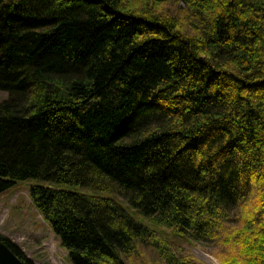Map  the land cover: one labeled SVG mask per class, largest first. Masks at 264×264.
Listing matches in <instances>:
<instances>
[{"label": "trees", "instance_id": "16d2710c", "mask_svg": "<svg viewBox=\"0 0 264 264\" xmlns=\"http://www.w3.org/2000/svg\"><path fill=\"white\" fill-rule=\"evenodd\" d=\"M0 93V193L71 264H264V0H0Z\"/></svg>", "mask_w": 264, "mask_h": 264}, {"label": "rangeland", "instance_id": "374dc122", "mask_svg": "<svg viewBox=\"0 0 264 264\" xmlns=\"http://www.w3.org/2000/svg\"><path fill=\"white\" fill-rule=\"evenodd\" d=\"M4 97L5 95L0 93V99ZM33 182L34 180L16 181L10 188L0 193V233L8 237L32 264H71L58 237L31 204L28 188ZM108 196L130 215L143 220L121 197L115 194ZM171 240L185 249L197 263L220 264L214 253L217 247L210 243L185 241L173 237ZM139 257L136 264H151L155 260L148 249L141 251Z\"/></svg>", "mask_w": 264, "mask_h": 264}, {"label": "water", "instance_id": "95a60500", "mask_svg": "<svg viewBox=\"0 0 264 264\" xmlns=\"http://www.w3.org/2000/svg\"><path fill=\"white\" fill-rule=\"evenodd\" d=\"M0 264H26L19 257H17L11 249L0 242Z\"/></svg>", "mask_w": 264, "mask_h": 264}]
</instances>
